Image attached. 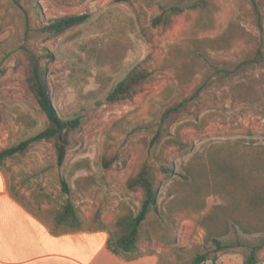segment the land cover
Returning <instances> with one entry per match:
<instances>
[{
    "label": "rangeland",
    "instance_id": "obj_1",
    "mask_svg": "<svg viewBox=\"0 0 264 264\" xmlns=\"http://www.w3.org/2000/svg\"><path fill=\"white\" fill-rule=\"evenodd\" d=\"M167 1L0 0V150L46 125L26 82L28 61L19 50L24 41L36 53H52L51 60H43L52 103L60 116L78 115L82 121L69 134L61 163L52 141L43 140L0 165L8 192L50 226L70 200L80 219L77 227L112 229L119 215L139 208L142 190L129 189L126 182L146 161L158 165L168 159L183 174L182 166L211 145L264 146V0H256L259 19L249 0H211L208 12L186 8L168 26L151 27V18ZM79 13L91 16L57 36L37 31L45 18ZM231 25L228 44L210 41L195 51L197 40L216 39ZM257 51L262 61L232 72L233 64ZM146 57L149 79L130 99L107 101L114 84ZM183 63L189 65L186 71ZM182 101L153 144L162 113ZM172 179L181 178L157 173L159 211L149 212L138 246L157 255L159 264H188L196 252L212 249L199 221L224 200L211 194L202 210L169 213ZM223 239L231 247L201 264H242L248 244L264 240V231L244 233L234 227ZM258 256L264 264V245Z\"/></svg>",
    "mask_w": 264,
    "mask_h": 264
},
{
    "label": "trees",
    "instance_id": "obj_2",
    "mask_svg": "<svg viewBox=\"0 0 264 264\" xmlns=\"http://www.w3.org/2000/svg\"><path fill=\"white\" fill-rule=\"evenodd\" d=\"M249 1L259 19L256 0ZM211 6V0H169L159 5L160 12L151 18L150 26L153 28L166 27L174 15L181 13L186 8L208 12ZM34 9L36 12H40L36 4H34ZM90 16V13H79L45 18L37 31L47 36H57L70 27L86 22ZM257 27L262 29L260 22L257 23ZM241 33H244L243 29ZM233 34V25H231L216 39L197 40L198 44L195 51H199L203 43L210 41L226 45L232 40ZM19 50L28 61L26 82L39 109L46 116V125L42 130L17 144L1 149L0 165L5 159L23 154L31 144L43 140L52 141L57 162L61 163L66 155L69 134L80 128L81 117L76 115L64 118L59 115L52 103L46 80V67L43 63L44 59L51 60L53 58L52 53L47 49H43L41 53H36L27 41L19 46ZM196 56L199 57V55ZM147 59L148 57L136 62L127 70L125 75L108 91L107 101L115 102L132 97L136 88L150 77V72L144 66ZM262 60L260 51H257L252 58H244L242 61L233 64L232 72L244 70ZM227 66H231V64ZM187 67L189 65L183 63L185 71L188 69ZM1 72H3V68L1 69L0 66ZM185 102L177 103L162 113L160 121L154 126L153 144H157L161 139L160 132L163 122L169 118L170 113L178 111ZM177 142L186 146L179 140ZM109 163L106 160L104 162L105 166ZM182 168L184 173L180 174L175 172L173 161L168 159H164L158 165L146 161L134 175L127 179L126 185L129 189L140 188L142 190L143 199L139 208L136 212L128 210L119 215L113 223L112 229L104 227L96 229L105 230L109 233L106 246L112 254L126 259L152 254L141 251L138 242L142 225L145 223L149 212L159 211L157 207V173L163 174L165 178H171L178 174L181 178L172 179L168 189L167 194L171 196L167 205L169 213L175 209L187 213L202 210L205 197L211 194L218 195L224 200L223 203L216 205L202 216L199 221L205 229V243L212 246V249L196 252L188 264H201L210 255L214 258L217 252L231 247L223 239L231 228L238 227L244 233L264 231V146L253 149L244 146L241 148L239 142L214 144L202 152L195 153L193 158L185 163ZM61 183L63 190L69 192L67 184L63 180ZM53 220L54 228L74 226L67 230L72 232L84 230L77 227L80 219L70 200H67L62 205V209L53 215ZM55 232L59 231L55 230ZM263 245L264 240L249 243L242 264H259L258 253Z\"/></svg>",
    "mask_w": 264,
    "mask_h": 264
},
{
    "label": "crops",
    "instance_id": "obj_3",
    "mask_svg": "<svg viewBox=\"0 0 264 264\" xmlns=\"http://www.w3.org/2000/svg\"><path fill=\"white\" fill-rule=\"evenodd\" d=\"M105 230L59 231L15 199L0 170V264H159L155 254L126 259Z\"/></svg>",
    "mask_w": 264,
    "mask_h": 264
}]
</instances>
